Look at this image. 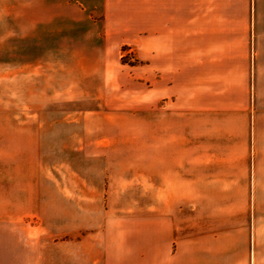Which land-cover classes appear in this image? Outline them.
Segmentation results:
<instances>
[{
	"label": "crops",
	"instance_id": "crops-1",
	"mask_svg": "<svg viewBox=\"0 0 264 264\" xmlns=\"http://www.w3.org/2000/svg\"><path fill=\"white\" fill-rule=\"evenodd\" d=\"M100 1L105 41L142 42L145 107L168 95L162 72L179 63L176 43H189L190 76L184 90L174 83L179 99L164 126L144 130L145 204L140 212L112 210L96 263L264 264V0ZM231 43H254L252 60L249 45L238 55ZM182 116L189 123L178 128ZM5 138L0 133L3 256L6 219L22 217L16 209L30 191L7 180ZM19 157L29 161L26 144Z\"/></svg>",
	"mask_w": 264,
	"mask_h": 264
},
{
	"label": "rangeland",
	"instance_id": "rangeland-1",
	"mask_svg": "<svg viewBox=\"0 0 264 264\" xmlns=\"http://www.w3.org/2000/svg\"><path fill=\"white\" fill-rule=\"evenodd\" d=\"M101 12L100 0H0L7 180L30 188L16 209L22 217L6 219L0 261L98 264L106 237L100 231L112 210L140 212L145 204L144 130L163 127L165 113L176 110L173 85L188 86L190 47L176 43L179 63L162 72L171 88L148 109L142 42L105 41ZM231 44L238 55L249 45L254 57V43ZM185 123L188 116L178 117L176 127ZM21 144L29 161L20 160Z\"/></svg>",
	"mask_w": 264,
	"mask_h": 264
}]
</instances>
